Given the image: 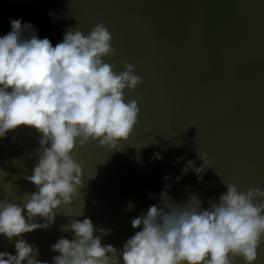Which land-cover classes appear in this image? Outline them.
<instances>
[{
	"label": "water",
	"instance_id": "obj_1",
	"mask_svg": "<svg viewBox=\"0 0 264 264\" xmlns=\"http://www.w3.org/2000/svg\"><path fill=\"white\" fill-rule=\"evenodd\" d=\"M12 19L31 23L53 46L70 27L87 36L102 23L115 49L105 61L117 72L130 63L143 80L136 90H125L140 109L129 140L120 142L121 150L91 141L77 146L73 156L84 180L78 197L60 206L47 229L23 234L41 262L53 264L59 253L51 246L73 238L62 226L85 218L110 230L94 236L121 252L139 231L132 219L159 205L165 185L176 203L197 195L202 208L218 200L224 184L244 192L264 189V0H0V36L11 30ZM41 139L27 126L0 138V200L23 207L25 195L37 191L27 177L38 163ZM197 152L207 153L211 167L202 178L191 169L182 174L189 160L203 164ZM23 215L27 220L26 210ZM19 238L0 235V252L15 255ZM255 264H264V253Z\"/></svg>",
	"mask_w": 264,
	"mask_h": 264
},
{
	"label": "clouds",
	"instance_id": "obj_2",
	"mask_svg": "<svg viewBox=\"0 0 264 264\" xmlns=\"http://www.w3.org/2000/svg\"><path fill=\"white\" fill-rule=\"evenodd\" d=\"M9 24L11 30L0 36V138L20 126L31 127L42 133V152L27 177L37 191L25 195L23 207L0 200V235L10 241L20 237L15 255L0 252V264H46L37 259L38 249L23 234L47 229L60 206H70L78 197L84 180L83 168L73 156L77 146L91 141L121 150L120 142L129 140L140 109L138 100H128L125 90H136L143 80L132 64H123L124 70L117 72L105 61L115 49L112 34L102 23L87 36L70 27L55 46L48 38L41 39L31 23L12 19ZM197 156L203 164L196 167L189 160L182 174L191 169L201 177L211 167L207 153ZM155 158L162 159L159 154ZM224 185L227 190L218 200H210L208 208H202L197 195L183 205L176 203L165 185L159 205L132 219V228L139 231L119 253L101 243L110 230L94 227L87 218L73 220L62 226L73 238H60L51 246L59 253L53 264H121V259L123 264H236L237 259L255 264L264 253V189L244 192L234 184ZM37 216L46 223L32 222ZM97 231L101 236H94Z\"/></svg>",
	"mask_w": 264,
	"mask_h": 264
}]
</instances>
